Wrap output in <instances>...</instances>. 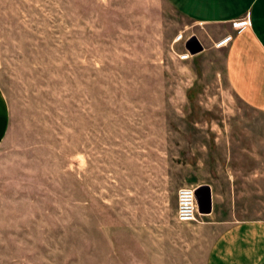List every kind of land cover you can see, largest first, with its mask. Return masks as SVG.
Wrapping results in <instances>:
<instances>
[{"label":"rangeland","instance_id":"374dc122","mask_svg":"<svg viewBox=\"0 0 264 264\" xmlns=\"http://www.w3.org/2000/svg\"><path fill=\"white\" fill-rule=\"evenodd\" d=\"M165 0H0V264H206L264 219V113ZM216 216L176 221L179 188ZM233 212V214H232Z\"/></svg>","mask_w":264,"mask_h":264},{"label":"crops","instance_id":"0c3cea01","mask_svg":"<svg viewBox=\"0 0 264 264\" xmlns=\"http://www.w3.org/2000/svg\"><path fill=\"white\" fill-rule=\"evenodd\" d=\"M165 1L203 29L202 51L222 37H232L226 47L215 48L223 54L227 85L240 102L264 113V0ZM8 126V110L0 92V148ZM217 214L215 210L210 213ZM210 250L206 264H264V219L225 226Z\"/></svg>","mask_w":264,"mask_h":264},{"label":"built area","instance_id":"2783aa9c","mask_svg":"<svg viewBox=\"0 0 264 264\" xmlns=\"http://www.w3.org/2000/svg\"><path fill=\"white\" fill-rule=\"evenodd\" d=\"M191 38V35L184 37L183 34H179L175 37L174 43H180L183 46V51L177 55L178 59L181 61L190 60L192 54L185 49V43ZM232 40L231 36H225L214 42V47L216 49L226 47ZM194 188H179L177 194V211H176V221L182 224H190L195 222L197 215V206L195 199V189Z\"/></svg>","mask_w":264,"mask_h":264},{"label":"water","instance_id":"95a60500","mask_svg":"<svg viewBox=\"0 0 264 264\" xmlns=\"http://www.w3.org/2000/svg\"><path fill=\"white\" fill-rule=\"evenodd\" d=\"M185 49L192 55L201 52L202 47L194 37L189 38L185 43ZM196 206L199 214L209 215L212 211L211 191L208 186H198L194 189Z\"/></svg>","mask_w":264,"mask_h":264}]
</instances>
